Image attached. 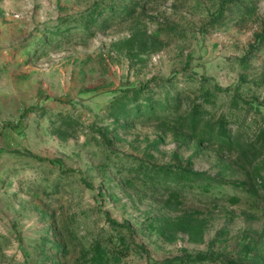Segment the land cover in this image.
<instances>
[{"label":"rangeland","instance_id":"rangeland-1","mask_svg":"<svg viewBox=\"0 0 264 264\" xmlns=\"http://www.w3.org/2000/svg\"><path fill=\"white\" fill-rule=\"evenodd\" d=\"M0 264H264V0H0Z\"/></svg>","mask_w":264,"mask_h":264}]
</instances>
